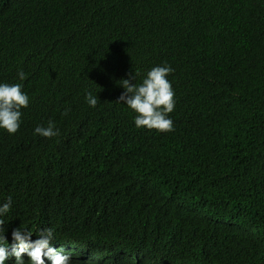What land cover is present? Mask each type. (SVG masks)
I'll return each mask as SVG.
<instances>
[{"label":"trees","instance_id":"16d2710c","mask_svg":"<svg viewBox=\"0 0 264 264\" xmlns=\"http://www.w3.org/2000/svg\"><path fill=\"white\" fill-rule=\"evenodd\" d=\"M164 64L172 128H137L120 80ZM0 82L30 97L0 129L10 232L144 247L141 264H264V0H0ZM49 121L57 136L33 134Z\"/></svg>","mask_w":264,"mask_h":264},{"label":"clouds","instance_id":"9594fccd","mask_svg":"<svg viewBox=\"0 0 264 264\" xmlns=\"http://www.w3.org/2000/svg\"><path fill=\"white\" fill-rule=\"evenodd\" d=\"M171 71L166 64L156 65L143 75L138 84L130 83L127 78L120 80L123 91L116 101L127 105L135 113V127L171 130L172 121L168 113L173 111L175 105L174 93L167 79ZM16 75L21 82L27 76L22 70H18ZM22 88V83L0 82V129L9 134L15 133L20 127L21 109L29 104L30 97ZM97 99V95L91 91L85 93V101L90 107L97 105ZM33 134L52 138L59 134V129L49 121L46 126L37 125ZM11 203V197L0 203V217L9 212ZM126 251L115 255L110 242L101 246L83 242H56L51 227L40 228L33 233L19 226L10 232L3 219H0V264H71L75 260L89 264H114L121 262L126 256L136 258L135 264H141L138 259H143L147 254L144 247L129 253Z\"/></svg>","mask_w":264,"mask_h":264}]
</instances>
